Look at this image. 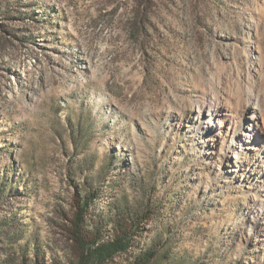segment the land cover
Listing matches in <instances>:
<instances>
[{
	"label": "rangeland",
	"instance_id": "obj_1",
	"mask_svg": "<svg viewBox=\"0 0 264 264\" xmlns=\"http://www.w3.org/2000/svg\"><path fill=\"white\" fill-rule=\"evenodd\" d=\"M259 156L264 0H0V264L64 261L89 189L151 212L108 264H264Z\"/></svg>",
	"mask_w": 264,
	"mask_h": 264
},
{
	"label": "trees",
	"instance_id": "obj_2",
	"mask_svg": "<svg viewBox=\"0 0 264 264\" xmlns=\"http://www.w3.org/2000/svg\"><path fill=\"white\" fill-rule=\"evenodd\" d=\"M97 197L95 191L76 192L71 209L65 215V235L69 243L65 259L55 264H108L116 255L126 253L141 235L149 210L138 205L115 206L107 223L94 219L90 207ZM152 249L136 253L126 264H155Z\"/></svg>",
	"mask_w": 264,
	"mask_h": 264
},
{
	"label": "bare ground",
	"instance_id": "obj_3",
	"mask_svg": "<svg viewBox=\"0 0 264 264\" xmlns=\"http://www.w3.org/2000/svg\"><path fill=\"white\" fill-rule=\"evenodd\" d=\"M250 108H251V111H250L251 115L247 117L248 121L246 119V121L244 122V125H242V130H243L242 136L243 137H246L248 135V132L251 131L252 127H254V124L258 122L257 119H259V117L262 116V109H261V104L259 103V101L252 102V105L250 106ZM208 116L210 117L208 121L206 122L207 123L206 127H209L212 130L215 129L216 127H219L218 128L219 130L220 125H221L220 123H222L223 121H226L228 118L225 112L222 113L218 109L209 111ZM259 159H260V156L253 160V166L254 167L258 166L260 174H264V162H262L263 161L262 159L260 160Z\"/></svg>",
	"mask_w": 264,
	"mask_h": 264
}]
</instances>
